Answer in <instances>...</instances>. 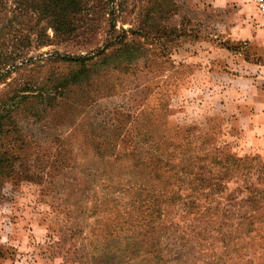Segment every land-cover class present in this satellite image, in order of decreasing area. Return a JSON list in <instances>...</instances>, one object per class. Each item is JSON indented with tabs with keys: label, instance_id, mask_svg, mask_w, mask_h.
<instances>
[{
	"label": "rangeland",
	"instance_id": "374dc122",
	"mask_svg": "<svg viewBox=\"0 0 264 264\" xmlns=\"http://www.w3.org/2000/svg\"><path fill=\"white\" fill-rule=\"evenodd\" d=\"M80 1L60 38L0 0V264H264V156L239 117L264 17L249 0ZM62 57L91 58L52 102L79 69Z\"/></svg>",
	"mask_w": 264,
	"mask_h": 264
},
{
	"label": "trees",
	"instance_id": "16d2710c",
	"mask_svg": "<svg viewBox=\"0 0 264 264\" xmlns=\"http://www.w3.org/2000/svg\"><path fill=\"white\" fill-rule=\"evenodd\" d=\"M21 3H25L26 6L32 10V12L43 18L45 26L51 30L52 35L54 37H65L70 32H72V24L73 19L71 18L74 14H76L80 10L81 1L80 0H20ZM151 7L148 12L151 13ZM172 9H170V5L168 2H165V10L164 14L168 15ZM11 19H6L4 23H11ZM4 27V25H1ZM8 26V25H7ZM163 37L167 38L166 34L163 33ZM116 40V39H115ZM46 41H48L46 39ZM122 42L120 40L117 41L121 47L129 45V43ZM91 57H82V58H70V57H62L60 60L62 62H66L68 64L78 65V71L74 73H69L68 75L61 77L52 82L51 89L54 93L53 97L49 99V101H55L56 96H61L62 90L67 87L76 85L80 80V74L84 71V63L87 62ZM44 100V98H43ZM50 103V102H49ZM48 103V104H49ZM52 107V105H49ZM3 133L0 129V135ZM8 132H6L7 134ZM8 154L5 151H0V173L9 169L12 166L11 160L8 158ZM1 183V179H0ZM1 185V184H0Z\"/></svg>",
	"mask_w": 264,
	"mask_h": 264
},
{
	"label": "crops",
	"instance_id": "0c3cea01",
	"mask_svg": "<svg viewBox=\"0 0 264 264\" xmlns=\"http://www.w3.org/2000/svg\"><path fill=\"white\" fill-rule=\"evenodd\" d=\"M256 71L247 78L248 105L245 110L239 111V117L246 119L248 148L253 152H262L264 156V64L259 66L258 73ZM242 111H245V116Z\"/></svg>",
	"mask_w": 264,
	"mask_h": 264
},
{
	"label": "built area",
	"instance_id": "2783aa9c",
	"mask_svg": "<svg viewBox=\"0 0 264 264\" xmlns=\"http://www.w3.org/2000/svg\"><path fill=\"white\" fill-rule=\"evenodd\" d=\"M258 15L264 17V0H249Z\"/></svg>",
	"mask_w": 264,
	"mask_h": 264
}]
</instances>
